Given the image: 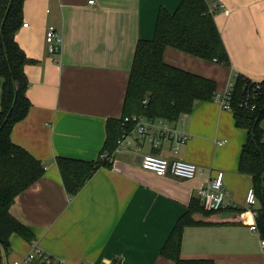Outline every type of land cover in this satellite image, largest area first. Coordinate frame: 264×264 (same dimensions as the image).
Instances as JSON below:
<instances>
[{
  "label": "crops",
  "instance_id": "crops-1",
  "mask_svg": "<svg viewBox=\"0 0 264 264\" xmlns=\"http://www.w3.org/2000/svg\"><path fill=\"white\" fill-rule=\"evenodd\" d=\"M181 1H23L22 25L14 39L31 61L24 66L31 106L12 128L10 140L38 161L44 173L8 210L33 234L34 244L12 234L9 253L0 250L2 264L19 260L32 246L66 264H174L161 249L190 202L199 199L198 190L219 173L229 199L214 216L193 215L207 224L183 229L180 258L264 264L259 236L250 230L253 221L246 211L251 182L238 173L246 131L214 100L194 101L191 112L173 122L189 135L175 152L168 145L154 150L144 143L117 153L112 166L98 168L73 196L65 192L55 163L56 158L98 159L107 121L122 118L137 42L152 39L159 9L173 13ZM205 1L208 8L217 3L225 10L212 16L228 64L171 47L163 53L164 63L214 82L218 94L235 74L264 80V0ZM50 26L60 36L55 59L45 43ZM2 84L0 78V100ZM260 127L264 143V120ZM151 153L194 164L197 174L181 180L145 172L139 160Z\"/></svg>",
  "mask_w": 264,
  "mask_h": 264
},
{
  "label": "trees",
  "instance_id": "trees-1",
  "mask_svg": "<svg viewBox=\"0 0 264 264\" xmlns=\"http://www.w3.org/2000/svg\"><path fill=\"white\" fill-rule=\"evenodd\" d=\"M23 1L0 0V78L3 80L0 100V250L5 254L10 251L12 234L31 244L34 241L33 234L14 220L8 210L15 198L44 173L38 161L10 140L12 128L27 116L31 106L26 97L28 81L24 73V66L31 61L14 39L22 25ZM208 10L205 0H182L173 13L159 9L152 39L138 41L135 46L122 117L145 115L175 122L181 114L191 112L194 101H213L216 95L214 82L163 61L165 49L171 47L203 60L228 64L227 53ZM248 82L247 77L237 74L230 106L235 126L246 131L238 173L250 179L259 204L255 224L260 238L264 239V143L260 127L264 120V80L260 81L258 91H254V85ZM246 91L256 95L253 110L242 105ZM120 120L107 121L106 138L100 153L113 152L120 135ZM55 163L69 196L75 195L98 168L109 166L99 159L85 162L56 158ZM219 212L204 211L199 199L192 200L187 212L175 223L161 255L174 264H212L211 261L182 260L181 235L185 227L207 224L195 220L193 215L210 217Z\"/></svg>",
  "mask_w": 264,
  "mask_h": 264
},
{
  "label": "built area",
  "instance_id": "built-area-1",
  "mask_svg": "<svg viewBox=\"0 0 264 264\" xmlns=\"http://www.w3.org/2000/svg\"><path fill=\"white\" fill-rule=\"evenodd\" d=\"M89 4H92V2H89ZM216 11L225 12L221 5L213 3L208 12L212 15ZM23 27H26V24L23 25ZM45 43L48 54L52 59H55L59 51L60 36L54 27H48L45 34ZM236 76L237 74L233 76L225 91L219 94L216 93L214 96L213 100L219 105L221 110L231 111L230 99ZM248 79L249 82L247 84H253V90L258 91L260 89V81H254L250 78ZM255 96V94L246 91V97L242 105L248 107L249 110H253L255 108V103L252 102L254 101ZM185 115L186 113H183L179 118H183ZM188 139L189 135L178 130L171 121L162 118L147 117L145 115H130L122 117L120 120V135L115 142L113 152L110 154L102 152L99 154L98 159L101 162L108 163L112 166L115 154L122 151H129L132 148H137L144 143L148 144L154 150L168 145L169 150L175 152L178 147L186 143ZM222 143H219L218 145H221ZM139 167L141 170L151 173L156 177L170 176L181 180H192L198 171L194 164L178 160H168L152 153L141 156ZM197 195L204 211L218 212L224 209V202L229 199V194L223 186L222 174L219 173L216 178L208 181L204 188L198 190ZM245 203L246 211L253 221L250 225V230L256 232L259 236L255 224V219L257 218L258 213L254 209L257 200L252 188L247 191ZM259 239L261 252L264 257V239L260 238V236ZM33 244L34 243L31 245ZM34 262H38L39 264H66L48 256L34 246H32L31 251H29L24 257L12 262V264H33ZM101 264L110 263L103 262Z\"/></svg>",
  "mask_w": 264,
  "mask_h": 264
},
{
  "label": "rangeland",
  "instance_id": "rangeland-1",
  "mask_svg": "<svg viewBox=\"0 0 264 264\" xmlns=\"http://www.w3.org/2000/svg\"><path fill=\"white\" fill-rule=\"evenodd\" d=\"M216 215V214H215ZM214 216V215H213ZM3 259H5V255L3 254Z\"/></svg>",
  "mask_w": 264,
  "mask_h": 264
}]
</instances>
